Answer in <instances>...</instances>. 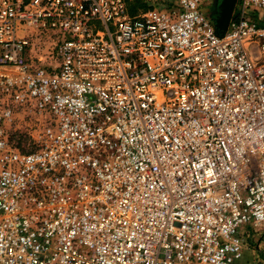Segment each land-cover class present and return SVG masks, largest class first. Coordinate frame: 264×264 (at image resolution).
Returning a JSON list of instances; mask_svg holds the SVG:
<instances>
[{
	"label": "built area",
	"instance_id": "2783aa9c",
	"mask_svg": "<svg viewBox=\"0 0 264 264\" xmlns=\"http://www.w3.org/2000/svg\"><path fill=\"white\" fill-rule=\"evenodd\" d=\"M215 1L0 0V264H233L264 231V0L222 35Z\"/></svg>",
	"mask_w": 264,
	"mask_h": 264
},
{
	"label": "rangeland",
	"instance_id": "374dc122",
	"mask_svg": "<svg viewBox=\"0 0 264 264\" xmlns=\"http://www.w3.org/2000/svg\"><path fill=\"white\" fill-rule=\"evenodd\" d=\"M237 7V3L235 8ZM215 11V12H214ZM210 11L209 15L212 16L216 10ZM254 16L262 17L264 21V9L253 11ZM27 122V120H26ZM24 124H22V131ZM20 145L22 141H26L27 135L25 132L14 134L12 136ZM245 249L243 250L241 258L235 260L233 264H264V231H253L248 228L244 234Z\"/></svg>",
	"mask_w": 264,
	"mask_h": 264
},
{
	"label": "water",
	"instance_id": "95a60500",
	"mask_svg": "<svg viewBox=\"0 0 264 264\" xmlns=\"http://www.w3.org/2000/svg\"><path fill=\"white\" fill-rule=\"evenodd\" d=\"M235 1L236 0H216L214 3V10H216V13L213 15L212 19L220 35H222L226 29Z\"/></svg>",
	"mask_w": 264,
	"mask_h": 264
},
{
	"label": "trees",
	"instance_id": "16d2710c",
	"mask_svg": "<svg viewBox=\"0 0 264 264\" xmlns=\"http://www.w3.org/2000/svg\"><path fill=\"white\" fill-rule=\"evenodd\" d=\"M134 3H136V4H137V1H136V2H134Z\"/></svg>",
	"mask_w": 264,
	"mask_h": 264
},
{
	"label": "crops",
	"instance_id": "0c3cea01",
	"mask_svg": "<svg viewBox=\"0 0 264 264\" xmlns=\"http://www.w3.org/2000/svg\"><path fill=\"white\" fill-rule=\"evenodd\" d=\"M245 249V248H244Z\"/></svg>",
	"mask_w": 264,
	"mask_h": 264
}]
</instances>
